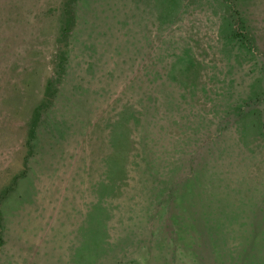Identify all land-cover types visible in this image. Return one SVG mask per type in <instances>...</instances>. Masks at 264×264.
<instances>
[{"label": "rangeland", "instance_id": "1", "mask_svg": "<svg viewBox=\"0 0 264 264\" xmlns=\"http://www.w3.org/2000/svg\"><path fill=\"white\" fill-rule=\"evenodd\" d=\"M249 2L264 27V0ZM217 24L215 0H0V264H213L223 249L255 264L264 143L247 151L216 124L221 92L244 99L257 69ZM144 72L156 104L140 146L143 128L120 120Z\"/></svg>", "mask_w": 264, "mask_h": 264}, {"label": "trees", "instance_id": "2", "mask_svg": "<svg viewBox=\"0 0 264 264\" xmlns=\"http://www.w3.org/2000/svg\"><path fill=\"white\" fill-rule=\"evenodd\" d=\"M215 2L218 10L217 37L221 47L226 50L227 54L234 51V63H238L244 59V61L251 62L255 70L257 69V75L253 78L254 81L249 85L248 93L244 99L232 101L231 93L226 91L222 95L221 92L217 100L219 106L216 108L218 109L217 114L222 115V118L218 119L219 122L216 124V127L217 131L222 132V129L226 128L229 123H232L236 133L237 144L243 147L242 149L252 151L253 143H256L257 139H259L261 143H264V33H262L264 27L257 23V14L254 15L253 11L250 10L252 4L249 0H215ZM65 6L67 7V11L64 18V31L61 33V37L64 41L68 38L66 33L72 29L75 23L74 12L71 11L69 3H66ZM226 53L224 54L226 55ZM65 55L66 52L61 53V57L64 61H66ZM67 67L66 65L65 67H60L59 76L60 74L66 73L65 68ZM170 71H172L171 73L175 72L173 68H171ZM143 75L146 80L150 78V74L147 72H144ZM156 76L157 74L153 77L154 81L152 85H155ZM194 77H196L195 74H193L192 79L189 80L185 77L186 82L190 85H182V83L178 85L179 88L183 90L184 93L186 91L188 95L192 94L191 89H193ZM172 78L173 80H178L181 79V75L175 72ZM50 80V78H47L45 82V96L46 92L50 89ZM151 80H148L146 85L147 92H140V95H142V104L139 109L137 111L127 110L126 114L123 113V110L121 114L120 125L124 131L130 132V123L134 126H141L143 128V136H141V142H143V144H140V146H145V140L150 138L149 130L144 127H147L151 123L149 120L151 118L150 115L142 114H148V111L153 110V105L156 104V100L151 97V93H148V86ZM140 88L141 86H137L136 90L139 91ZM183 96V94H178L179 98ZM225 96H227L226 101L223 99ZM147 100L148 103H152L150 107L146 105ZM37 117L38 112L35 110L34 116L30 119L27 131V142L34 138ZM123 141L127 144L130 143L128 138H125ZM256 145L258 146V144ZM143 156H145V154ZM121 170L123 173L125 172V170L122 169V165ZM258 211V208L255 207V211L248 217V221L252 224L257 223L258 225V222L264 223V215L256 214ZM262 212L264 214V210H262ZM225 235L226 233L218 234L221 238H224ZM198 239L201 244L202 239L199 237ZM255 246L256 249L250 254L249 258L255 264H260L264 259L262 254L264 248L257 244H255ZM233 254V252H225L223 249V253H220V256L216 257V260H213V264L232 263ZM244 264L250 263L246 262Z\"/></svg>", "mask_w": 264, "mask_h": 264}]
</instances>
